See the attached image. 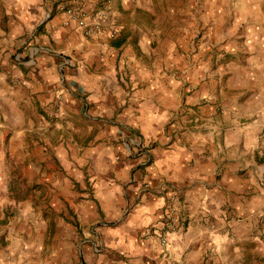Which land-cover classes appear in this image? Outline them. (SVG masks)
<instances>
[{
  "label": "crops",
  "instance_id": "crops-1",
  "mask_svg": "<svg viewBox=\"0 0 264 264\" xmlns=\"http://www.w3.org/2000/svg\"><path fill=\"white\" fill-rule=\"evenodd\" d=\"M127 1L110 38L0 0V264H264V46L161 57Z\"/></svg>",
  "mask_w": 264,
  "mask_h": 264
},
{
  "label": "rangeland",
  "instance_id": "rangeland-1",
  "mask_svg": "<svg viewBox=\"0 0 264 264\" xmlns=\"http://www.w3.org/2000/svg\"><path fill=\"white\" fill-rule=\"evenodd\" d=\"M42 1L46 13L52 0ZM114 1L120 0H87L92 7L109 6L115 18ZM127 4L131 9L140 6L137 17L148 38L146 45L156 48L161 57L204 41L217 46L235 43L241 50L234 56L223 55L222 62L242 63L248 56L245 51L264 46V0H128ZM32 190L36 202L37 191H47L39 184H33Z\"/></svg>",
  "mask_w": 264,
  "mask_h": 264
},
{
  "label": "built area",
  "instance_id": "built-area-1",
  "mask_svg": "<svg viewBox=\"0 0 264 264\" xmlns=\"http://www.w3.org/2000/svg\"><path fill=\"white\" fill-rule=\"evenodd\" d=\"M54 13L62 16L63 26L74 25L87 36H98L107 34L110 38L119 33V27L116 19L111 14L109 6L92 7L87 0H52L49 9L46 10V16L50 17ZM264 159V155L262 156ZM150 185L149 182L146 184ZM226 213V224L229 226L236 218L234 214ZM178 208L174 204L168 205L166 215L161 221V229L157 231L158 243L161 249L165 250L168 245L167 233L174 229L178 220Z\"/></svg>",
  "mask_w": 264,
  "mask_h": 264
},
{
  "label": "trees",
  "instance_id": "trees-1",
  "mask_svg": "<svg viewBox=\"0 0 264 264\" xmlns=\"http://www.w3.org/2000/svg\"><path fill=\"white\" fill-rule=\"evenodd\" d=\"M122 42L121 38H116L114 41H112L113 45H119Z\"/></svg>",
  "mask_w": 264,
  "mask_h": 264
}]
</instances>
